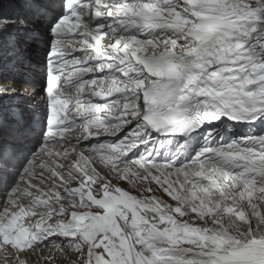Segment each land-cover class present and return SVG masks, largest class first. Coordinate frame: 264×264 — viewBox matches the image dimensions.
<instances>
[{
    "label": "snow or ice",
    "instance_id": "1",
    "mask_svg": "<svg viewBox=\"0 0 264 264\" xmlns=\"http://www.w3.org/2000/svg\"><path fill=\"white\" fill-rule=\"evenodd\" d=\"M33 61L0 264H264V0H0V67Z\"/></svg>",
    "mask_w": 264,
    "mask_h": 264
},
{
    "label": "bare ground",
    "instance_id": "2",
    "mask_svg": "<svg viewBox=\"0 0 264 264\" xmlns=\"http://www.w3.org/2000/svg\"><path fill=\"white\" fill-rule=\"evenodd\" d=\"M34 62L35 61H33L32 63H25L23 66H20V67L24 68V71H25L26 75L29 76V77H33V75L35 74L34 73L35 72ZM17 68H19V67L17 66ZM6 83H8V82H6ZM29 85L30 86H24V85H20V84L16 83V84H14L12 86L19 88L21 93L24 92L25 87H27V90H28L29 93H31L34 90V88H38L37 86H32L33 84H31V83H29ZM24 98H25L24 101L29 99L28 97H24ZM24 98H18L17 101L21 102ZM17 105H20V104L19 103H13V105H10V106H17Z\"/></svg>",
    "mask_w": 264,
    "mask_h": 264
},
{
    "label": "rangeland",
    "instance_id": "3",
    "mask_svg": "<svg viewBox=\"0 0 264 264\" xmlns=\"http://www.w3.org/2000/svg\"><path fill=\"white\" fill-rule=\"evenodd\" d=\"M17 84L24 85V86H30V85H25V84H21V83H17ZM32 86H36V85H32Z\"/></svg>",
    "mask_w": 264,
    "mask_h": 264
}]
</instances>
